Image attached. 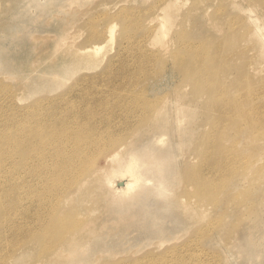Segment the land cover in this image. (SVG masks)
Instances as JSON below:
<instances>
[{
  "label": "rangeland",
  "instance_id": "1",
  "mask_svg": "<svg viewBox=\"0 0 264 264\" xmlns=\"http://www.w3.org/2000/svg\"><path fill=\"white\" fill-rule=\"evenodd\" d=\"M166 1L43 0L32 9L27 0H0V132L25 143L28 126L56 129L25 160L46 165L41 148L63 146L81 172L77 187L49 192V171L20 168L13 176L5 163L0 207L5 215L14 208L0 221V264H264V90L231 100L264 77L240 69L264 68V44L250 34L252 24L264 34V3L173 0L171 53L163 57L146 41ZM110 22L113 39L104 41ZM93 42L104 51L96 62L74 55ZM127 144L150 146L165 165L167 197L142 192L145 211L131 196L153 176L115 203L105 198L110 185L95 177ZM37 190L47 199L38 202ZM56 200V218L71 214L80 233H63L43 252L34 235ZM63 239L76 247V262L57 259Z\"/></svg>",
  "mask_w": 264,
  "mask_h": 264
},
{
  "label": "bare ground",
  "instance_id": "2",
  "mask_svg": "<svg viewBox=\"0 0 264 264\" xmlns=\"http://www.w3.org/2000/svg\"><path fill=\"white\" fill-rule=\"evenodd\" d=\"M43 0H27V3L29 8H36L38 7ZM59 1V0H57ZM62 1V0H61ZM52 2V1H51ZM69 2V1H67ZM173 0H168L163 3L161 9L163 11L162 16L158 19V23L154 24L151 28L152 30V38L148 39L146 41V45H154L158 44L160 48L159 55L163 57H168L171 53V47L170 44H168L165 41V37L167 35V26L166 23L169 21V19L175 15V11L173 10ZM261 3H264V0H260ZM53 3V2H52ZM45 12V11H44ZM250 15L244 16V22L245 19L250 20ZM149 22V21H148ZM252 24V23H251ZM12 25V24H11ZM253 25L252 32L250 33L251 36L254 38L255 43L258 46H262L264 44V34L261 32V28L258 25ZM3 28V27H2ZM9 28V27H8ZM113 30H114V23L110 22L108 23L107 27L103 31V39L104 41H110L113 39ZM11 31V30H10ZM126 32V31H124ZM128 34V33H126ZM138 39H135L136 44L138 47H142L143 45V37L136 35ZM103 46L101 44H95V42L88 44L87 46L83 47L78 53H75L74 55L79 57L81 54H84L86 57L89 58L90 63H94L98 60V58L101 56V54L104 52L102 50ZM140 50V49H139ZM134 54V51L128 52ZM220 59V57H218ZM121 66H123V62H121ZM182 64V63H180ZM180 70L181 67L179 65L175 66V69ZM241 72H253L250 71L251 69L254 70V74L257 72H263L264 68H258V67H251V65L244 66L242 68ZM246 84H250L249 81ZM258 89L264 90V77L259 81L256 79V81L253 82V84L246 88V85H243L240 87L237 94L232 95L233 101H236L238 97H245V98H251L253 99L255 96V93ZM159 115L162 116L161 111L158 110ZM246 114V111H241L240 115L241 117ZM145 116V113H144ZM26 123L24 124V127H27L29 124H27V119H24ZM163 121V120H162ZM48 122V121H46ZM46 126V123H45ZM47 127V126H46ZM30 135L27 139V142L25 143H18L19 142V134L14 133L12 131H9L8 129H4L0 132V177H3L4 175H8V169L5 165V163L9 162V174L15 176L18 173V170L20 168H29V169H39L41 174H45L48 171L51 174V177L48 175H45L43 177L47 190L49 192H53L54 188L59 187H74L78 185V181L80 179L81 172L77 168H74L72 158L70 153L64 151L65 147L58 146L53 147L51 146L52 150H48L47 148H41V150H44V154L42 155V160H46L47 158H50L46 165H34L30 164L25 159L28 157H31L34 150H36L37 144H40L42 147H44L47 142L54 138L55 136V130L52 129L48 130L42 129V133L40 131H36L33 129V127L28 126ZM62 128V125H61ZM40 129V128H39ZM38 129V130H39ZM65 128H62L63 130ZM75 134L80 137L81 130L76 131ZM157 139L155 142L159 141V135H157ZM81 140L76 141L72 147L77 146L80 143ZM150 146H145L142 148H135L132 144H127L125 146V149L122 150L110 163H108L107 168L105 171L101 172L100 174H97L95 177L104 180L103 182H107L113 191L107 190L106 191V197H110V199L114 200V203L117 202V199L120 198L121 194L131 192L136 185H139L140 183H144L146 175H148V179H151V177H154V182L147 186L145 189H143L140 192H136L132 194L131 200H137L138 201V209L141 211H145L147 209L146 203L142 198V192H146L147 194L151 195V197L154 198H160L164 200L167 197L166 191H165V184H166V174H165V165L161 163L160 160H158V157L154 153V149L147 150V148ZM6 148L9 151L8 157ZM123 152V154L118 158V156ZM150 153V156L148 154ZM17 156L18 160V168L15 165V156ZM8 158V159H6ZM118 158V159H117ZM117 159V160H116ZM23 164V165H22ZM51 164V165H50ZM70 170V173L64 174L62 173ZM12 188V187H11ZM13 188H15L13 186ZM13 190V189H12ZM135 190V189H134ZM14 195L13 197L16 198L18 195L17 189L13 190ZM36 191L35 195L38 197V202H42L47 199L46 194H40ZM10 193V190H9ZM13 194V193H12ZM12 194L10 196H12ZM139 198V199H136ZM109 200V199H108ZM110 201V200H109ZM57 202L58 200L53 202L52 210H51V218L50 222L47 223L41 232H38L37 241L42 246L43 252H47L51 248H53L57 242L62 238L63 233H76L79 234L80 232L77 230L81 226L80 221L73 220L71 214L63 219L56 218V212H57ZM113 202V201H112ZM17 205V204H16ZM9 209L7 212V215H5L6 212L4 209L0 207V221L8 218H12V209L14 208V204L7 205ZM163 216L162 214H155L154 218H161ZM153 234V233H152ZM67 244L66 239H63L60 241L59 248L63 249L62 253L57 256V259L62 258V260L66 262H76V247L74 245L65 246ZM83 258H87V254H82Z\"/></svg>",
  "mask_w": 264,
  "mask_h": 264
}]
</instances>
